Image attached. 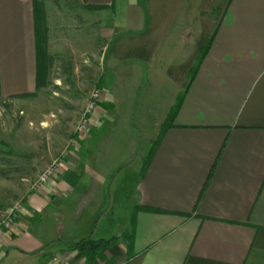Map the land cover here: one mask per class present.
<instances>
[{
    "label": "crops",
    "instance_id": "0c3cea01",
    "mask_svg": "<svg viewBox=\"0 0 264 264\" xmlns=\"http://www.w3.org/2000/svg\"><path fill=\"white\" fill-rule=\"evenodd\" d=\"M84 7L104 47L102 102L79 148L66 146L41 190L21 196L12 228L0 227V264H85L72 243L128 232L135 206L162 212L137 210L130 254L126 242L113 245L112 264H264V0H84ZM36 87L33 0H0V103ZM106 91L131 101L126 134L114 129ZM180 93L141 172L139 150L157 138ZM126 138L115 153L122 161L105 176L113 165L92 164L90 152ZM120 196L128 202L122 212Z\"/></svg>",
    "mask_w": 264,
    "mask_h": 264
},
{
    "label": "rangeland",
    "instance_id": "374dc122",
    "mask_svg": "<svg viewBox=\"0 0 264 264\" xmlns=\"http://www.w3.org/2000/svg\"><path fill=\"white\" fill-rule=\"evenodd\" d=\"M36 2L44 12L46 47L49 38L50 51L35 91L0 103V210L20 201L31 182L53 161L55 168L63 164L66 146L68 152L74 127L101 73L99 56L104 47L84 19V0ZM99 89L104 95L101 85ZM112 94L115 93L106 91L107 99L115 105L110 113L116 120L114 129L126 134L132 130V124L128 123L131 101L125 93L116 98ZM129 140L103 141L102 146L90 152L92 164L113 165L114 170L105 173L111 177L115 165L122 161L115 155L117 148ZM153 141L149 148L142 144L143 149L139 150L142 165ZM101 174L104 172H97L98 176ZM130 175L127 173L125 178ZM124 196L118 201L121 212L128 204Z\"/></svg>",
    "mask_w": 264,
    "mask_h": 264
},
{
    "label": "trees",
    "instance_id": "16d2710c",
    "mask_svg": "<svg viewBox=\"0 0 264 264\" xmlns=\"http://www.w3.org/2000/svg\"><path fill=\"white\" fill-rule=\"evenodd\" d=\"M33 5H34V16H35V43H36V50H37V83H38V79L42 76V74L46 70L47 32H46V27L44 25L43 9L40 8L36 0H33ZM210 42H211V39L208 40L205 47L202 49L201 54L198 57L197 64L201 61L202 57L206 53L210 45ZM196 67L197 66H194L191 69L189 77H188V83L186 84L185 89L187 88V85L191 82L193 76L195 75ZM100 80H101V77L97 81V84H96L97 88H99L100 86ZM182 97H183V93H180L176 97L174 104L169 109L166 115V118L161 126L160 132L157 138L152 142V147L149 153L147 154V156L145 157V161L143 162L141 172L144 171L149 160L151 159L156 149V146L159 143L162 133L169 125L172 124L174 115L180 105ZM139 209H143V210L151 211V212H162L159 209L149 207V206H143V207L135 206L131 213L130 229L128 232L121 233L118 236H113L110 238L92 239L89 237H83L73 242L71 245V249H73L74 251L80 252L84 255L85 264H112L110 258L107 256V252L113 245L119 244L121 242H124V243L126 242L127 254H130V251L132 249V237H133L134 225H135V214L137 210Z\"/></svg>",
    "mask_w": 264,
    "mask_h": 264
},
{
    "label": "built area",
    "instance_id": "2783aa9c",
    "mask_svg": "<svg viewBox=\"0 0 264 264\" xmlns=\"http://www.w3.org/2000/svg\"><path fill=\"white\" fill-rule=\"evenodd\" d=\"M102 102V92L99 88H94L88 97V100L80 114L79 120L74 127V133L70 139V147H78L79 139L82 135L86 133L89 126L91 125L94 113L100 103ZM56 161H53L52 164L48 165L30 184V190L40 191L43 184L49 179L55 170ZM22 210L21 201L13 203L5 210H0V227L4 229H11L14 223V219ZM53 261H57L56 258ZM58 264V262H57Z\"/></svg>",
    "mask_w": 264,
    "mask_h": 264
}]
</instances>
